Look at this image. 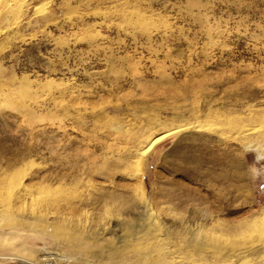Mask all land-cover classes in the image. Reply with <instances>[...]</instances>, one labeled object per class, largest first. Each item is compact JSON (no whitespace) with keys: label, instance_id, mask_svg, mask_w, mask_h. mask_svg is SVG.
Masks as SVG:
<instances>
[{"label":"rangeland","instance_id":"obj_1","mask_svg":"<svg viewBox=\"0 0 264 264\" xmlns=\"http://www.w3.org/2000/svg\"><path fill=\"white\" fill-rule=\"evenodd\" d=\"M263 139L264 0H0V264L254 252Z\"/></svg>","mask_w":264,"mask_h":264},{"label":"bare ground","instance_id":"obj_2","mask_svg":"<svg viewBox=\"0 0 264 264\" xmlns=\"http://www.w3.org/2000/svg\"><path fill=\"white\" fill-rule=\"evenodd\" d=\"M154 120V119H153ZM153 126V125H152ZM149 127V125H148ZM181 127L180 126H176V127H172V128H168V129H163L161 132H159L158 134H156L155 136H150L148 137V134H147V137L146 138H141L138 139V144H137V148H135V150L131 153L134 155V158L136 159L135 160V164H136V170H135V178L138 176V172H139V166L141 167V156L143 155L144 152H146L147 150H149L151 147H153V145H155L156 143H158L159 141H161L162 139L172 135L173 133L181 130L180 129ZM148 129V128H147ZM152 129V128H151ZM151 133H149L150 135ZM140 140V141H139ZM264 140V139H263ZM158 145V144H157ZM150 151V150H149ZM129 155V154H128ZM144 159V157H143ZM127 160V158H126ZM141 161V162H140ZM130 162V161H129ZM133 163V162H132ZM130 164V163H129ZM131 167V166H130ZM143 167V166H142ZM125 169V168H124ZM142 169H140L141 171ZM143 172V171H142ZM141 172V173H142ZM132 177V176H131ZM139 178V177H137ZM136 185V184H135ZM20 190H19V194L17 196H20V197H23V196H26L28 194V190H29V186L21 183L20 184ZM138 188H141L143 189V185L141 184L140 180L138 179L137 180V185H136ZM135 190V186L133 187ZM21 200V199H19ZM18 200V201H19ZM24 201V200H23ZM21 202V201H20ZM203 216V215H201ZM154 219V218H152ZM210 219V218H209ZM257 221H263L264 222V212H261L259 213L258 215L254 216L253 219H251V222L252 223H257ZM242 223V222H241ZM255 223V224H256ZM262 224V223H261ZM151 227V225H150ZM54 228V227H53ZM158 229V228H156ZM200 229V228H199ZM203 229V228H202ZM232 229V228H231ZM252 229V228H251ZM264 229V228H262ZM151 232V230H150ZM161 232V231H160ZM195 233V232H194ZM200 232H198V230L196 231L195 234L193 233H190V237H191V240H194L196 239V237H198V234ZM214 233V232H213ZM197 234V235H196ZM152 236V235H151ZM201 236V235H200ZM160 240V239H159ZM258 247V246H257ZM239 249V248H238ZM254 250V248H253ZM252 251V250H250ZM21 252H24L23 255H19V256H15V258L17 259H20V260H26V261H32L31 257H30V253H27L25 250H21ZM246 252H249V250L247 251H240L238 253H234V252H231V253H227L225 255H223L220 260L218 262H216V264H241L243 263L244 261H248L249 263L251 264H264V244H262V247L261 248H258V250H254V252H249V257L248 255H246L247 253ZM246 253V254H245ZM155 254V253H154ZM176 254L177 252L175 253L174 250H171V249H168L167 247H161L160 251L158 252V256L159 257H165V258H172V261L174 260L173 258H176ZM210 254V253H209ZM217 254V253H216ZM241 255V256H240ZM114 256V255H113ZM206 256L207 254H205V256H202L200 258L197 259V261H200L202 262L201 264H207L206 262ZM247 256L249 258H247ZM64 257V256H62ZM146 257H148V255H146ZM158 257V258H159ZM241 257V259H239ZM109 258V257H108ZM245 260H244V259ZM48 257H45V258H41L40 260L41 261H47ZM58 259H61V257H59ZM70 259V258H69ZM209 259V258H208ZM137 260V259H136ZM163 260V259H162ZM171 260V259H170ZM211 260V259H210ZM175 261V260H174ZM161 262H164V261H161ZM38 263V262H37ZM209 263V262H208Z\"/></svg>","mask_w":264,"mask_h":264}]
</instances>
